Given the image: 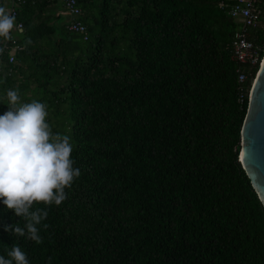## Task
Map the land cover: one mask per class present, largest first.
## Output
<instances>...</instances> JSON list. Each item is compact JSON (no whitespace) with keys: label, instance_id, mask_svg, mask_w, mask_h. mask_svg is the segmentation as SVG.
<instances>
[{"label":"trees","instance_id":"trees-1","mask_svg":"<svg viewBox=\"0 0 264 264\" xmlns=\"http://www.w3.org/2000/svg\"><path fill=\"white\" fill-rule=\"evenodd\" d=\"M234 2L77 0L84 38L54 12L63 0H25L0 102L14 89L45 103L81 174L60 205H32L48 211L42 243L5 231L25 220L0 202V256L19 246L29 264H264V206L237 159L258 65L232 56ZM255 6L248 39L264 55V0Z\"/></svg>","mask_w":264,"mask_h":264},{"label":"clouds","instance_id":"clouds-1","mask_svg":"<svg viewBox=\"0 0 264 264\" xmlns=\"http://www.w3.org/2000/svg\"><path fill=\"white\" fill-rule=\"evenodd\" d=\"M15 16L0 7V37L10 39ZM2 51V49H0ZM8 110L0 115V202L25 220L24 227L5 225L4 230L42 243L37 225L48 216L46 209H32L34 203L60 205L66 188L80 176L71 158L73 143L68 135L54 133L47 122V105L22 102L19 91L5 93ZM264 203V201H262ZM48 227L47 224L44 225ZM0 256V264H29L19 246Z\"/></svg>","mask_w":264,"mask_h":264},{"label":"built area","instance_id":"built-area-1","mask_svg":"<svg viewBox=\"0 0 264 264\" xmlns=\"http://www.w3.org/2000/svg\"><path fill=\"white\" fill-rule=\"evenodd\" d=\"M6 2V10L9 14L17 16L18 9L25 0H3ZM35 1V0H33ZM257 0H235L230 6L228 12L229 15L237 22L240 23L239 27L236 28L233 35V58L239 63H245L250 68L259 65L263 54L260 52V48L253 44L248 39V28L256 25L257 17L254 14ZM64 12L68 15V20L66 26L69 30H74L87 38L86 26L80 19L81 8L77 4V0H63ZM23 28V23L21 21H16L15 26L10 33L11 38L5 39L0 37V59L2 54H7V62L13 63L15 61V53L19 49V46L15 44V38L13 36L15 31H21ZM264 53V51H263ZM247 79V75L244 72L238 73V81L244 82ZM250 90V89H249ZM249 94V91H248Z\"/></svg>","mask_w":264,"mask_h":264},{"label":"water","instance_id":"water-1","mask_svg":"<svg viewBox=\"0 0 264 264\" xmlns=\"http://www.w3.org/2000/svg\"><path fill=\"white\" fill-rule=\"evenodd\" d=\"M264 55L251 82L240 130L238 161L259 200L264 201ZM259 84L261 87H256ZM243 152V158L241 153ZM264 206V203H262Z\"/></svg>","mask_w":264,"mask_h":264},{"label":"crops","instance_id":"crops-1","mask_svg":"<svg viewBox=\"0 0 264 264\" xmlns=\"http://www.w3.org/2000/svg\"><path fill=\"white\" fill-rule=\"evenodd\" d=\"M55 13L57 14H62L64 16V20L67 21L68 20V15L64 12V9H60L59 11L58 10H54Z\"/></svg>","mask_w":264,"mask_h":264},{"label":"snow or ice","instance_id":"snow-or-ice-1","mask_svg":"<svg viewBox=\"0 0 264 264\" xmlns=\"http://www.w3.org/2000/svg\"><path fill=\"white\" fill-rule=\"evenodd\" d=\"M261 79H264V76H262ZM256 87L259 88V87H261V86H260L259 84H257ZM243 155H244V154H243V152H242V153H241V157H242V158H243Z\"/></svg>","mask_w":264,"mask_h":264}]
</instances>
